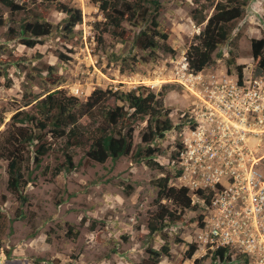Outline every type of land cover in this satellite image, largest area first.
Masks as SVG:
<instances>
[{
	"label": "rangeland",
	"instance_id": "rangeland-1",
	"mask_svg": "<svg viewBox=\"0 0 264 264\" xmlns=\"http://www.w3.org/2000/svg\"><path fill=\"white\" fill-rule=\"evenodd\" d=\"M14 1L19 13L0 4V149L12 117L20 110H32L36 102L23 106L55 90H65L85 102L98 88L130 91L144 85L165 94V110L175 128L157 144L159 152L153 158L157 167L137 164L130 158L99 164L86 157L87 147H72L69 152L76 169L57 177L52 174L65 161L64 140H55L47 132L44 141L52 149L28 177L23 191L28 202L24 205L9 191L8 161L0 158V213L11 224L6 244L0 245V264H142L150 248L160 250L166 242L170 253L160 264H194L205 257L198 247L193 258H185L189 246L195 244L196 221L191 210L185 211L183 221L169 225L153 238L147 223L157 211V180L174 172L173 142L179 138V122L193 100L174 79L175 68L184 62L189 46L197 42L204 28L196 24L192 12L202 10L212 15L214 5L225 0H160L159 21L171 32L169 43L177 55L160 52L156 62L138 66L132 64V57L142 55L133 44L139 27L125 24L123 40L109 32L103 44L98 42L105 22L101 0ZM59 4L80 14L72 34L65 29L68 16L57 8ZM38 20L50 24L52 33L38 38L33 48L21 39L11 40L10 28L18 22ZM29 38L35 37H24ZM263 39L264 0H251L245 15L234 23L229 43L220 50L221 59L205 73L235 75L228 67L232 52L237 64L244 66V76L264 77L252 55V41ZM110 54L127 59L123 71L121 63L110 61ZM52 68L63 79L56 88L52 83L55 77L46 79ZM81 122L90 123L87 118ZM146 125L140 123L136 129L135 146L141 144ZM175 183V179L170 182L171 186ZM163 203L175 210L171 202ZM70 229L74 230L72 235ZM75 232L78 237L74 240ZM204 264L242 262L234 256L222 261L208 255Z\"/></svg>",
	"mask_w": 264,
	"mask_h": 264
},
{
	"label": "trees",
	"instance_id": "trees-1",
	"mask_svg": "<svg viewBox=\"0 0 264 264\" xmlns=\"http://www.w3.org/2000/svg\"><path fill=\"white\" fill-rule=\"evenodd\" d=\"M211 1V0H208ZM251 0H225L214 5L212 15L205 11L194 10L193 20L197 25H204L197 36V42L191 44L186 52V61L189 68L195 73H201L214 66L217 59H221L222 50L230 41L233 25L246 13ZM0 4L8 7L14 14L19 13L20 7L14 0H0ZM160 0H101L100 10L104 17V27L101 30L98 42L103 44L104 35L112 32L119 40H123L125 24L139 27L133 44L142 52L132 57L133 65L145 64L148 61L156 62L160 52L177 55L169 43L171 32L159 21L161 11ZM68 16V25L65 29L72 34L80 14L73 8L60 5L57 7ZM52 33L50 24L38 20L35 23L21 21L10 28L11 40L21 39L29 48L37 44V39ZM30 35L28 40L24 37ZM0 46V50H1ZM252 55L255 65L264 72V39L252 41ZM138 56L140 58H138ZM111 62H118L125 68L127 59L117 54H110ZM138 58V59H137ZM237 56L230 53L228 59L229 71L235 73L240 81L245 77L244 66L237 64ZM232 68H234L232 70ZM49 77H55L53 86L63 83L62 77L51 69ZM165 94L155 93L147 86L140 85L130 91L114 89H95L82 102L71 96L65 90H55L44 98H37L23 107L32 106V110H20L11 119L4 143L1 145L0 158L8 161V189L17 196L21 204L28 202L23 193L28 186V177L39 168L43 158L51 151L52 145L44 141V135L49 132L53 139L64 140L63 151L65 161L55 168L52 176L57 177L63 172H72L75 168L73 157L70 154L72 147H87L86 157L92 162L105 164L107 161L117 162L122 158H130L134 163H146L150 167H157L153 160L159 152L157 144L166 139V134L174 130L175 126L165 110ZM113 102V103H112ZM89 119L90 123L82 124V119ZM146 122L141 133V144L134 145V135L140 123ZM182 125H179L181 127ZM180 173L169 172L167 176L157 180L158 198L157 211L148 219L149 236L153 238L169 225L183 221L185 211H195L192 198L185 188L171 186L172 179ZM171 202L175 207L172 210L163 203ZM193 220L200 222V218ZM97 223H94L95 227ZM11 224L0 213V245L6 244L7 230ZM73 229H70L72 235ZM78 233L72 238L75 240ZM164 241L166 239L164 238ZM1 247V246H0ZM198 244L189 246L185 258L191 259L198 250ZM170 246L166 242L160 250L150 248L148 259L142 264H160L163 256H168ZM236 256V255H235ZM234 256V257H235ZM219 260H232L233 255L227 249H218L211 256ZM208 258L196 259L194 264H204ZM242 264H247L243 257L236 256Z\"/></svg>",
	"mask_w": 264,
	"mask_h": 264
},
{
	"label": "built area",
	"instance_id": "built-area-1",
	"mask_svg": "<svg viewBox=\"0 0 264 264\" xmlns=\"http://www.w3.org/2000/svg\"><path fill=\"white\" fill-rule=\"evenodd\" d=\"M174 79L193 98L171 165L200 218L198 251L264 264V77L195 73L185 57Z\"/></svg>",
	"mask_w": 264,
	"mask_h": 264
}]
</instances>
